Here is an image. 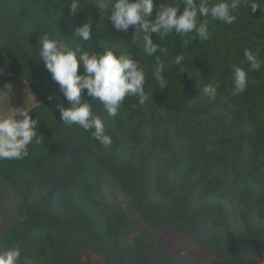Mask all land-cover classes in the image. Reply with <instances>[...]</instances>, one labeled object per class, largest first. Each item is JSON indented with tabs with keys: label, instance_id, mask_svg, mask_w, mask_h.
<instances>
[{
	"label": "trees",
	"instance_id": "1",
	"mask_svg": "<svg viewBox=\"0 0 264 264\" xmlns=\"http://www.w3.org/2000/svg\"><path fill=\"white\" fill-rule=\"evenodd\" d=\"M107 14L96 0H81L75 14L70 0H0V89L17 77L29 85L42 140L22 159L0 160V250L19 247L17 264H264V66L232 94L233 65L249 69L245 49L264 60V0H242L232 24L208 17L207 41L153 33L168 50L156 54L165 89L152 75L155 56L131 42L135 26L117 31ZM89 21L86 50L127 51L146 68L148 99L126 97L115 117L83 94L108 148L63 123L58 106L70 103L39 56L40 37L75 46L76 27ZM208 83L219 85L211 101L200 94ZM165 233L184 247L169 252ZM82 250L101 261H84Z\"/></svg>",
	"mask_w": 264,
	"mask_h": 264
},
{
	"label": "clouds",
	"instance_id": "2",
	"mask_svg": "<svg viewBox=\"0 0 264 264\" xmlns=\"http://www.w3.org/2000/svg\"><path fill=\"white\" fill-rule=\"evenodd\" d=\"M70 3L71 12L75 14L81 7V0H70ZM96 3L104 13H108L107 17L117 31L127 32L135 26L131 42L142 48L144 55L155 56L152 75L160 89H165L167 80L163 73L166 64L156 54L167 55L168 50L155 42L152 34L155 33L162 41L171 33L181 37L195 33L201 41H207L212 37L208 17L232 24L237 19L242 0H168L158 6L155 0H96ZM181 4L184 5L182 12ZM259 6L255 2L250 4L252 11ZM154 9L155 19H151ZM201 16L204 18L201 19ZM73 38H79L75 46L65 39L45 34L40 37L39 56L70 103L69 107L62 104L58 106L63 123L69 127L79 125L83 130L90 131L94 139L108 148L112 138L105 131L103 118L94 113L93 103L84 99L83 94L87 90L88 97L101 104L109 116L115 117L126 97L135 96L141 104L148 99L145 91L146 68L127 51L105 49L97 53L86 50L83 45L92 38L91 21L76 27ZM190 39L183 40L184 47L188 46ZM244 58L249 69L239 65L232 67L233 95H240L246 90L249 70L258 71L264 66L258 51L245 49ZM183 60L182 54L177 55L173 63L182 65ZM81 67L83 74H78ZM218 86L214 83L205 84L200 88L201 96L209 101L214 100ZM11 88L12 85L7 83L3 89L9 94ZM38 123L27 109L17 114H0V160L22 159L28 155V145L34 140L41 143L40 135H37ZM20 257L19 247L0 250V264H17ZM23 264H31L30 258L25 257Z\"/></svg>",
	"mask_w": 264,
	"mask_h": 264
},
{
	"label": "rangeland",
	"instance_id": "3",
	"mask_svg": "<svg viewBox=\"0 0 264 264\" xmlns=\"http://www.w3.org/2000/svg\"><path fill=\"white\" fill-rule=\"evenodd\" d=\"M8 83L12 85L9 94L4 91V87L0 89V114H17L39 104L40 100L23 79L17 77ZM122 199L123 197H120V200ZM162 239L169 252H177L184 247V239H178L169 233L163 234ZM81 257L86 262L101 261L99 255L86 250L81 251Z\"/></svg>",
	"mask_w": 264,
	"mask_h": 264
}]
</instances>
